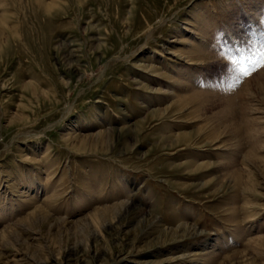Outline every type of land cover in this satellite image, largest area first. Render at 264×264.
<instances>
[{"label":"rangeland","instance_id":"rangeland-1","mask_svg":"<svg viewBox=\"0 0 264 264\" xmlns=\"http://www.w3.org/2000/svg\"><path fill=\"white\" fill-rule=\"evenodd\" d=\"M0 264H264V0H0Z\"/></svg>","mask_w":264,"mask_h":264},{"label":"snow or ice","instance_id":"snow-or-ice-1","mask_svg":"<svg viewBox=\"0 0 264 264\" xmlns=\"http://www.w3.org/2000/svg\"><path fill=\"white\" fill-rule=\"evenodd\" d=\"M243 75L248 76V75H250V73L247 72V71H245V72L243 73Z\"/></svg>","mask_w":264,"mask_h":264}]
</instances>
